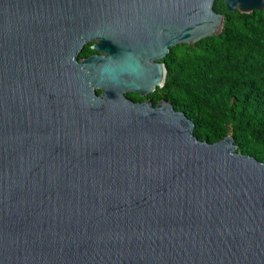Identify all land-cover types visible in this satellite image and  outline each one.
Listing matches in <instances>:
<instances>
[{
    "label": "water",
    "instance_id": "water-1",
    "mask_svg": "<svg viewBox=\"0 0 264 264\" xmlns=\"http://www.w3.org/2000/svg\"><path fill=\"white\" fill-rule=\"evenodd\" d=\"M214 2L0 0V264H264V161L125 95L221 33Z\"/></svg>",
    "mask_w": 264,
    "mask_h": 264
},
{
    "label": "trees",
    "instance_id": "trees-1",
    "mask_svg": "<svg viewBox=\"0 0 264 264\" xmlns=\"http://www.w3.org/2000/svg\"><path fill=\"white\" fill-rule=\"evenodd\" d=\"M213 8L225 16L221 33L170 47L153 103L166 99L183 111L198 139L231 134L238 151L264 161V10L228 11L224 0ZM88 44L79 57L92 51Z\"/></svg>",
    "mask_w": 264,
    "mask_h": 264
},
{
    "label": "flooded vegetation",
    "instance_id": "flooded-vegetation-1",
    "mask_svg": "<svg viewBox=\"0 0 264 264\" xmlns=\"http://www.w3.org/2000/svg\"><path fill=\"white\" fill-rule=\"evenodd\" d=\"M88 45H89L90 48H91L92 42H90ZM85 46H86V45H85ZM91 49H92V48H91ZM95 53H99V52H95V51L92 49V51H90L87 55H85V56H81V57H78V58L88 57V56H90V55H92V54H95ZM166 55H167V54H166ZM166 55H165V56H166ZM165 56H164V57H165ZM164 57H163V58H164ZM163 58H162V59H163ZM162 59H161V62H163L164 65H165V67H166L165 62H164ZM166 74H167V69H166ZM156 89H157V87L155 88V90H156ZM155 90L152 91L151 93L145 95V96H141V95H139V94H137V93H132V92H127L125 95H126L127 98L131 99L132 101H136V102H138V101L148 100V101L152 102L153 105H155L160 99H162V98H160V99L157 100V102H156L155 104L153 103V95H152V94L155 92Z\"/></svg>",
    "mask_w": 264,
    "mask_h": 264
}]
</instances>
